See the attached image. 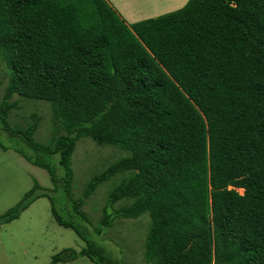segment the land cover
<instances>
[{
    "label": "trees",
    "instance_id": "1",
    "mask_svg": "<svg viewBox=\"0 0 264 264\" xmlns=\"http://www.w3.org/2000/svg\"><path fill=\"white\" fill-rule=\"evenodd\" d=\"M0 58V150L46 170L68 200L63 215L34 182L0 225L43 197L54 222L85 244L50 264H123L96 237L114 219L144 214V264H264V0H187L130 24L107 0H0ZM14 94L49 103L56 125L46 145L34 140V115L10 124ZM83 137L126 155L73 199L71 158ZM118 177L93 227L82 208ZM119 201L129 203L114 208Z\"/></svg>",
    "mask_w": 264,
    "mask_h": 264
},
{
    "label": "rangeland",
    "instance_id": "2",
    "mask_svg": "<svg viewBox=\"0 0 264 264\" xmlns=\"http://www.w3.org/2000/svg\"><path fill=\"white\" fill-rule=\"evenodd\" d=\"M132 13L136 15L154 13L179 6L182 0H126ZM124 18V17H123ZM125 19V18H124ZM7 70L5 61L0 58V101L7 86ZM17 108L10 112L9 122L12 126L25 127L32 116L39 122L34 134L37 143L46 145L55 128L52 120L51 108L48 102L21 98L14 94L12 99ZM3 141L8 146L14 140ZM11 143V144H9ZM27 155L32 151L22 146ZM126 153L110 146H98L88 137L80 138L71 158L72 183L71 197L81 196L90 179L103 171L107 166L124 157ZM58 157L50 161L55 166L59 176L62 170L57 165ZM120 178L96 188L92 196L85 202L82 210L90 219L93 227H97L102 217V207L111 186ZM37 182L42 189L50 190L49 194L55 198V205L63 215L66 212L68 200L62 185L53 190L50 177L46 170L30 164L24 157L14 152L0 150V216L14 207L32 189ZM242 193L241 190H238ZM129 201H119L114 208L128 204ZM150 221L147 214L136 219L117 218L112 226L106 228L96 240L103 243L118 256L123 264H144V240ZM85 246L77 235L59 227L52 219L50 203L46 198L36 199L18 219L0 225V264H50L51 257L59 251L72 248L79 251ZM65 264V263H58ZM67 264H94L85 257L77 258Z\"/></svg>",
    "mask_w": 264,
    "mask_h": 264
},
{
    "label": "crops",
    "instance_id": "3",
    "mask_svg": "<svg viewBox=\"0 0 264 264\" xmlns=\"http://www.w3.org/2000/svg\"><path fill=\"white\" fill-rule=\"evenodd\" d=\"M107 2L111 6H113L122 15V17L125 18L128 24H130V23H134L136 21L142 20V19L157 17L161 14L179 9L187 2V0H182V3L179 6L174 7V8L165 9V10L157 11L154 13L141 14V15H136L132 13V11L128 9L130 7L128 6V3L126 0H107Z\"/></svg>",
    "mask_w": 264,
    "mask_h": 264
}]
</instances>
